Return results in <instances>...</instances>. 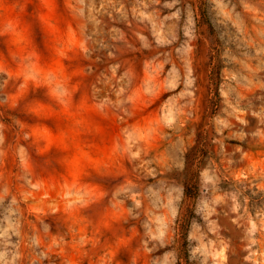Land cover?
Masks as SVG:
<instances>
[{
	"label": "rangeland",
	"instance_id": "rangeland-1",
	"mask_svg": "<svg viewBox=\"0 0 264 264\" xmlns=\"http://www.w3.org/2000/svg\"><path fill=\"white\" fill-rule=\"evenodd\" d=\"M0 264H264V0H0Z\"/></svg>",
	"mask_w": 264,
	"mask_h": 264
},
{
	"label": "trees",
	"instance_id": "trees-1",
	"mask_svg": "<svg viewBox=\"0 0 264 264\" xmlns=\"http://www.w3.org/2000/svg\"><path fill=\"white\" fill-rule=\"evenodd\" d=\"M188 193H189V189H188V187L185 186V194H188Z\"/></svg>",
	"mask_w": 264,
	"mask_h": 264
}]
</instances>
